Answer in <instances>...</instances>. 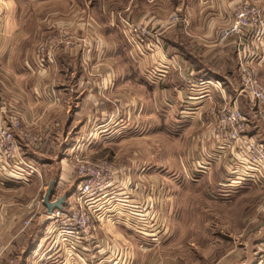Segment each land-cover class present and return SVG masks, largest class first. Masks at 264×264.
<instances>
[{
  "label": "crops",
  "instance_id": "obj_1",
  "mask_svg": "<svg viewBox=\"0 0 264 264\" xmlns=\"http://www.w3.org/2000/svg\"><path fill=\"white\" fill-rule=\"evenodd\" d=\"M123 1L125 5L121 11H126L128 18L130 17V20L126 22L146 27L147 34L141 39L148 42L147 46L150 49L147 48L149 50L142 58L143 66L151 67L164 75L161 77L157 74L161 77L158 82L161 87L157 88L156 96L154 92H152L153 96H150L147 91V96H141L140 102L137 103V100L131 97L123 106H119L122 109L116 115L118 104L115 96H110V93L99 96L102 73L97 66L98 63H94L93 68L89 70V67L87 68L83 63L80 50L74 48L64 52L59 51L53 63L55 65L49 64L45 75L32 74L31 66L35 64L30 54L35 43L31 45L29 40L25 39L30 36L31 40L35 30L38 29V24H58L55 29L70 27L72 31L81 30L85 34H93L102 40L103 46L107 49L109 41L107 38L104 39L103 30L108 29L117 33L118 29L114 22L117 18L118 20L123 18L119 12L113 10L111 0H62L60 2L0 0V113L3 110L8 111V116L16 117L20 127L26 125L25 129L40 137L38 146H25L18 137L17 140L15 139L22 147L25 160L36 170L28 177V179L32 177L31 185H34L37 194L41 195L44 193L45 179L53 180L55 186H53L50 200H55L66 191L65 184L67 187L71 186L72 170L68 169L69 155L75 147H78L80 151L86 148L87 128L95 127L94 131L101 133L102 136L119 133L125 130L128 119L132 118L136 125L137 117L144 114V109L153 108V112V106L158 102L156 107L165 112L174 110L175 104L178 103L179 107L177 106L176 109L178 117L182 118L180 115L188 111L191 115L190 119L194 121L195 129L188 136L190 149L188 148V153L184 154L185 161H189V150L195 149L198 165H204L199 161L201 158L208 167L198 172L205 175H209L210 172L216 173V185L220 188L238 187L239 184L234 183L235 180L225 184L220 176L225 165L233 161V158L238 160L235 151L230 153L224 151L221 159L213 163L208 158L213 147L209 136L214 126L213 115L222 104L238 107L247 122L248 136L264 147V129L256 128L247 120L252 112V106L244 96L238 93L239 74L234 43L228 41L217 44L216 42L217 31L229 23L232 9L240 0ZM250 1L264 6V0ZM169 5L174 9V13L183 12L184 16V22L178 23L173 28L166 26L167 19L172 14L170 12L165 14ZM96 15L104 18L103 26L97 21ZM109 51L112 54L113 46H109ZM43 57L41 60L47 61V58ZM170 57L175 61L169 60ZM168 66L172 67L171 71H162ZM251 67L256 77L264 80V46L259 51V56L252 61ZM107 71L105 82L111 83L115 69L110 62ZM138 74L141 75L139 66ZM108 83L105 86L110 85ZM38 84L45 96H34L35 87ZM205 88L208 91H205ZM146 90H150V87L147 86ZM0 120L5 121L4 118ZM1 124L8 125L0 121ZM258 131L262 134V142L257 140ZM94 137V135L91 136V139ZM206 148H208V155L203 151ZM53 166H57V170L50 172ZM231 168L232 170L241 169L237 161L231 165ZM130 172L132 173L131 170ZM72 180L75 182L74 179ZM14 183L18 181L10 179L0 182L1 246H8V244L14 246L18 243L21 234H17V230L25 229L22 228L21 216L23 213L32 212L30 204L26 206V202L19 201L22 198V191L16 188ZM104 209L99 210L97 215L91 214V236L82 239L77 253L69 257L67 264H193L198 262L199 259L189 260L186 258L187 255L183 254L188 250L191 252L199 250L196 237L191 240L190 237L186 239L183 235L186 233L193 236V230L195 235L198 234V229L201 227L196 222L187 220L180 225L176 220L164 222L158 215L156 221L148 222L151 227L148 226L145 232L132 231L129 229L130 224L119 216L103 215ZM164 209L166 214L176 216L175 207L169 205ZM155 211L158 214L157 209ZM2 214L7 216L3 217ZM150 216L149 210L147 217ZM47 227L48 225H43L42 235L47 234ZM181 228L185 232H178ZM236 240V237H233L231 241L235 243ZM43 243V237L34 243L33 251L27 257L26 263L45 264L40 263L41 256L45 254L43 253L45 248L41 246ZM254 244L252 246L256 249ZM125 251L129 252L127 257ZM255 252L256 250L252 252L253 255H256ZM243 253L240 245L223 253L212 263L209 262L210 259H207V263L244 264L247 260L243 259ZM263 253L261 251V254ZM258 255L257 264H263V255ZM11 259L12 257L9 260ZM65 259L66 255L63 256L61 264H64ZM6 260L8 258L5 256L1 264H5ZM200 263L206 264L202 261Z\"/></svg>",
  "mask_w": 264,
  "mask_h": 264
},
{
  "label": "rangeland",
  "instance_id": "obj_2",
  "mask_svg": "<svg viewBox=\"0 0 264 264\" xmlns=\"http://www.w3.org/2000/svg\"><path fill=\"white\" fill-rule=\"evenodd\" d=\"M60 1L62 0H56V2ZM111 1L113 10L127 19H116L114 24L118 29L117 33L108 29L103 30L104 39L107 38L109 41L107 49L103 46L102 40L93 34L88 35L81 30L72 31L70 27V29L65 27L55 29L58 24H38V29L35 30L31 40L30 36L25 39H28L31 45L35 43L30 54L35 64V66H31L30 72L32 74L45 75L47 66L49 64L55 65L53 63L59 51L64 52L74 48L80 50L83 63L87 68L89 67V70L93 68L94 63H98L97 66L100 67L102 73L100 80L102 81V87L99 90V96H104L107 93H110V96H115L118 104V110L115 112L117 115L119 110L122 109L119 106H123L131 97H134L137 103L140 102L141 96H147V91L150 96H153L152 92L156 96L157 88L161 87L158 82L164 74L158 73L159 71L151 67L143 66L142 58L150 49L147 46L148 42L141 39L142 36L147 34L146 27L126 22L130 20V17L128 18L126 11H121L123 5H125L123 0H116V3L115 0ZM260 6L264 8L262 4ZM134 12L137 13L136 10ZM169 12L172 14L167 19V27L173 28L178 23L184 22L183 12H179L180 14L174 13V9L170 5L165 14L167 15ZM173 16L176 18L173 19ZM96 19L101 26L104 25L103 17L96 15ZM101 28L103 29V27ZM64 44H67V46L70 44V48L63 49ZM109 46H113L112 54L109 51ZM41 57H46L47 61L41 60ZM170 59L173 58L170 57ZM109 62L115 69L111 83L105 82L107 79L105 73L108 72ZM138 66L141 75L138 74ZM171 68L168 66L162 71L168 72V70H172ZM107 83L110 85L105 86ZM146 85L150 87V90H146ZM35 88L34 96H45L40 84ZM157 105L158 102L154 104L153 112V108L146 107L144 114L142 113L140 117H137L136 125L132 118L128 119L125 130L119 131V133L115 132L102 136L101 133L94 131L95 127L87 128V132H85L86 139L88 138L85 143L86 148L81 151L78 147L73 148L69 160L73 155L80 152V157H87L91 160L106 159L112 163L121 164L127 169L130 168L132 171L130 180L140 187L143 196L148 197L150 204L152 203L151 207L157 209L160 220L164 222L176 220L180 225L187 222V220L196 222L201 227V229H198V234L195 235L194 230L192 231L193 236L183 233L186 239L190 237L192 240L196 237L199 242L197 246L199 250L192 252L188 250L183 253L185 256L187 255L186 258L189 260L199 259L208 264L207 259H210L209 262L212 263L220 258L223 253L241 245L244 251L243 259L247 260L244 264H257L258 254L263 255L262 262L264 264V253L261 254V251L264 252V179L249 178L241 181L238 187L220 188L217 186L216 173L210 172L209 175H205L198 172V170L208 167L199 168L197 166V163H195L197 161V151L195 149L189 150V161H185L184 154L188 153V148L190 149L188 136L195 129L194 121L190 119L191 115L186 111V113L180 115L182 118H179L176 113L177 106L179 107L178 103L175 104L174 110L170 109L167 112L158 109ZM8 114V111H1L0 118H4L5 121H0L8 123L9 119L16 118L8 116ZM247 118L251 125L264 129V124L254 115L253 109ZM21 128H27V126L24 125ZM93 135L95 137L91 139ZM257 136V140L262 142L260 131H258ZM15 139L17 140L16 134ZM203 151L206 155L209 154L208 148ZM70 168L71 166L68 165L69 170ZM54 170H57V166H53L50 172ZM222 170L220 176L223 180L225 174L229 172L226 170V165ZM70 179L71 186L67 187V184H65L66 191L64 193L67 195L72 193L76 187V182L72 178ZM27 181L14 183V186L22 191V198L19 201L26 202V206L30 204V208L32 207L31 213L22 214L21 222L31 216L35 210L36 202L43 195L42 193L41 195L37 194L34 185H31L32 177ZM48 182V178H46L45 189ZM169 205L175 207V210L177 209L176 216L166 214L164 207ZM7 212L9 211L7 210ZM41 213L42 209L39 206L27 228L18 229L15 227L18 229L17 234H21V237L14 246L8 244L6 249L8 260L5 264H32L26 263V259L33 251H31L33 244L37 243L38 239L42 237L44 243L41 246L45 248L43 253L48 250L47 234L42 235ZM2 216L6 217L7 214H2ZM178 232L185 231L181 228ZM233 237L237 239L235 243L231 241ZM253 243H255L256 249L252 246ZM254 250H256V255L252 253ZM23 254L27 256L23 257ZM11 257L13 261L12 259L9 260ZM199 260L193 264H201ZM44 263L58 264L60 259L45 261Z\"/></svg>",
  "mask_w": 264,
  "mask_h": 264
},
{
  "label": "built area",
  "instance_id": "obj_3",
  "mask_svg": "<svg viewBox=\"0 0 264 264\" xmlns=\"http://www.w3.org/2000/svg\"><path fill=\"white\" fill-rule=\"evenodd\" d=\"M228 41H232L235 46L239 74L238 93L248 100L254 115L264 124V80L257 78L251 67L252 61L259 56V51L264 46V8L257 2L240 0L232 9L229 23L216 33L217 44ZM69 45L64 44L62 48H70ZM204 90L208 91L207 88ZM213 122L210 133L213 147L209 161L213 163L220 159L224 151H235L238 157V160L233 158L226 165L229 173L225 174L224 183L230 184L235 180L234 183L239 184L254 177L264 179V147L248 136L247 122L238 107L222 104L214 112ZM15 134L24 145L38 146L41 141L39 136L21 128L15 118L9 119L7 126L0 125V182L10 179L26 181L31 173L36 172L25 160ZM199 161L204 163L199 166L195 162L199 168L207 166L202 159ZM236 161L241 169L232 170L231 165ZM69 164L76 187L64 199L61 209L53 210L47 215L39 198L31 216L22 222V228H26L40 206L41 224L48 225L46 237L49 242L48 250L41 256V262L56 261L59 258L58 264H61L66 255L64 264H67L69 257L77 253L82 239L91 236V214L97 215L102 208L107 209L102 211L103 215L119 216L130 224L129 229L132 231L145 232L148 226L151 227L148 222L157 220L158 214L151 207L152 203L142 195L140 187L130 180L131 172L127 167L106 159L80 157V152L70 158ZM149 210L151 216L147 217ZM6 249L7 246L0 245V264L8 253ZM128 254L125 251L126 257Z\"/></svg>",
  "mask_w": 264,
  "mask_h": 264
},
{
  "label": "water",
  "instance_id": "obj_4",
  "mask_svg": "<svg viewBox=\"0 0 264 264\" xmlns=\"http://www.w3.org/2000/svg\"><path fill=\"white\" fill-rule=\"evenodd\" d=\"M54 181L49 180L46 189L42 195L41 198V205L45 210V213L47 215L51 214L53 210H60L61 206L64 202V199L66 198V194H61L58 198L55 200L51 201L50 196L52 194V189H53Z\"/></svg>",
  "mask_w": 264,
  "mask_h": 264
},
{
  "label": "trees",
  "instance_id": "obj_5",
  "mask_svg": "<svg viewBox=\"0 0 264 264\" xmlns=\"http://www.w3.org/2000/svg\"><path fill=\"white\" fill-rule=\"evenodd\" d=\"M33 247H34V244H33ZM32 250H33V248L31 249V251H32ZM31 251H30V252H31ZM24 256H25V255L23 254V257H24ZM26 256H27V255H26ZM26 256H25V257H26Z\"/></svg>",
  "mask_w": 264,
  "mask_h": 264
}]
</instances>
